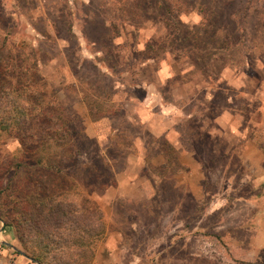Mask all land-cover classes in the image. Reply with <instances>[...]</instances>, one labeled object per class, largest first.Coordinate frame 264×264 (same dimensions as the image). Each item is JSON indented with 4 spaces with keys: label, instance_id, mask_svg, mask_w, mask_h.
Wrapping results in <instances>:
<instances>
[{
    "label": "rangeland",
    "instance_id": "1",
    "mask_svg": "<svg viewBox=\"0 0 264 264\" xmlns=\"http://www.w3.org/2000/svg\"><path fill=\"white\" fill-rule=\"evenodd\" d=\"M156 1L0 0V50L38 66L82 148L67 160L35 108L0 135V264H39L5 228L26 198L100 208L90 264H264V0Z\"/></svg>",
    "mask_w": 264,
    "mask_h": 264
},
{
    "label": "trees",
    "instance_id": "2",
    "mask_svg": "<svg viewBox=\"0 0 264 264\" xmlns=\"http://www.w3.org/2000/svg\"><path fill=\"white\" fill-rule=\"evenodd\" d=\"M124 1L129 2V0ZM158 1L167 6L165 11L167 15L175 18L179 13L172 4L165 0ZM179 3L181 0L177 1V4ZM219 32L215 30L213 36ZM222 38L225 39L224 36ZM4 48L0 50V135L11 131L16 126L28 127L30 119L34 120L32 112L35 108L38 111V119H42L46 124V127L42 128L44 136L55 142H58L56 141L58 138L62 140L63 144L67 140L70 141L71 146L68 144V148L66 147L71 151L67 153V160L74 158V151L81 154L82 148L76 133V126H74L75 115L72 120L66 119L64 110L62 111V107L65 106L57 100H50L41 85L42 94L34 91L36 82L33 83V78L38 79L40 74L38 66L29 65L21 55L4 53ZM223 49L227 48L223 47ZM153 52L150 50L149 59L142 61V64L149 60H155ZM17 60L19 61L16 63ZM6 76L16 78L20 85L17 87L7 86ZM39 78L42 79V75ZM38 81L40 80L38 79ZM57 109L61 110L59 115L56 113L59 111ZM104 116L106 115H99L95 120ZM72 124L73 126H71ZM25 136L26 134L23 139H19L23 147L27 146L25 139H29L28 136ZM260 147L264 151V145L260 144ZM44 150L45 147L39 149L40 155ZM25 152L32 154L29 149H26ZM33 155L32 158H35L38 153ZM35 163L39 164V161H35ZM19 166L20 164H18ZM46 168L57 174L68 172L70 169V167H64L63 163L59 161L48 162ZM83 168L88 169L89 173L94 175L89 170L92 168L91 165L85 164ZM68 173L69 176L73 174ZM94 177L95 175L92 178ZM95 179L96 177L94 181ZM26 199L14 204L16 215L13 220L5 223L6 229L11 227L16 230L26 253L39 264H90L94 256L91 248L92 240L103 235L106 228L100 208L95 206L89 212L82 213L75 203L56 201L52 208L43 211L35 208L34 203Z\"/></svg>",
    "mask_w": 264,
    "mask_h": 264
},
{
    "label": "crops",
    "instance_id": "3",
    "mask_svg": "<svg viewBox=\"0 0 264 264\" xmlns=\"http://www.w3.org/2000/svg\"><path fill=\"white\" fill-rule=\"evenodd\" d=\"M164 113L167 114L166 112H164ZM172 131H173V130H171V129L168 130V131H166V133H168V136H170V135L172 134Z\"/></svg>",
    "mask_w": 264,
    "mask_h": 264
}]
</instances>
